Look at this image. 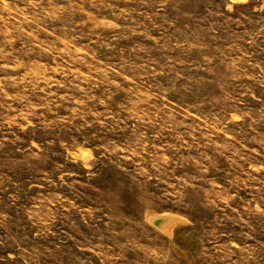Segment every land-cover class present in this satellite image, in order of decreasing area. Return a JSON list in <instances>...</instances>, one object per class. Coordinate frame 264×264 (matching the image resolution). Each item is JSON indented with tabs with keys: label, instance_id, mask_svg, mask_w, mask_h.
Returning <instances> with one entry per match:
<instances>
[{
	"label": "rangeland",
	"instance_id": "1",
	"mask_svg": "<svg viewBox=\"0 0 264 264\" xmlns=\"http://www.w3.org/2000/svg\"><path fill=\"white\" fill-rule=\"evenodd\" d=\"M0 264H264V0H0Z\"/></svg>",
	"mask_w": 264,
	"mask_h": 264
},
{
	"label": "bare ground",
	"instance_id": "2",
	"mask_svg": "<svg viewBox=\"0 0 264 264\" xmlns=\"http://www.w3.org/2000/svg\"><path fill=\"white\" fill-rule=\"evenodd\" d=\"M150 219H151V223H152V221H155V220H158V219L161 220L160 226L163 227V228L168 227V225H170L171 223L176 221L175 217L169 216V215L162 216V217H158V216L152 215V216H150Z\"/></svg>",
	"mask_w": 264,
	"mask_h": 264
},
{
	"label": "water",
	"instance_id": "3",
	"mask_svg": "<svg viewBox=\"0 0 264 264\" xmlns=\"http://www.w3.org/2000/svg\"><path fill=\"white\" fill-rule=\"evenodd\" d=\"M154 223H155L156 225H160L161 220H159V219H158V220H155Z\"/></svg>",
	"mask_w": 264,
	"mask_h": 264
}]
</instances>
